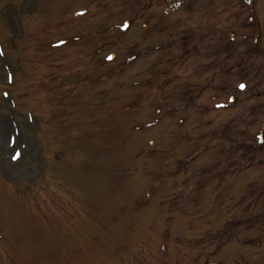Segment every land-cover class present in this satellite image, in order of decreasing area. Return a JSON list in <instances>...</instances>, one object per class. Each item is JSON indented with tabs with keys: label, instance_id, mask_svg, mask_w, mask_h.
<instances>
[{
	"label": "rangeland",
	"instance_id": "obj_1",
	"mask_svg": "<svg viewBox=\"0 0 264 264\" xmlns=\"http://www.w3.org/2000/svg\"><path fill=\"white\" fill-rule=\"evenodd\" d=\"M210 2L0 0L1 264H264V81Z\"/></svg>",
	"mask_w": 264,
	"mask_h": 264
},
{
	"label": "trees",
	"instance_id": "obj_2",
	"mask_svg": "<svg viewBox=\"0 0 264 264\" xmlns=\"http://www.w3.org/2000/svg\"><path fill=\"white\" fill-rule=\"evenodd\" d=\"M253 2L254 0H240L241 4V16H243V20H246L242 24V28L248 31V35H250L254 40L258 38L257 32V23L254 16V9H253ZM247 14V15H246ZM254 50H258L256 43L253 45ZM264 57V55H263Z\"/></svg>",
	"mask_w": 264,
	"mask_h": 264
},
{
	"label": "water",
	"instance_id": "obj_3",
	"mask_svg": "<svg viewBox=\"0 0 264 264\" xmlns=\"http://www.w3.org/2000/svg\"><path fill=\"white\" fill-rule=\"evenodd\" d=\"M262 140L264 141V134L262 135Z\"/></svg>",
	"mask_w": 264,
	"mask_h": 264
},
{
	"label": "snow or ice",
	"instance_id": "obj_4",
	"mask_svg": "<svg viewBox=\"0 0 264 264\" xmlns=\"http://www.w3.org/2000/svg\"><path fill=\"white\" fill-rule=\"evenodd\" d=\"M240 87H244L243 85H241Z\"/></svg>",
	"mask_w": 264,
	"mask_h": 264
},
{
	"label": "bare ground",
	"instance_id": "obj_5",
	"mask_svg": "<svg viewBox=\"0 0 264 264\" xmlns=\"http://www.w3.org/2000/svg\"><path fill=\"white\" fill-rule=\"evenodd\" d=\"M129 28V27H128Z\"/></svg>",
	"mask_w": 264,
	"mask_h": 264
}]
</instances>
